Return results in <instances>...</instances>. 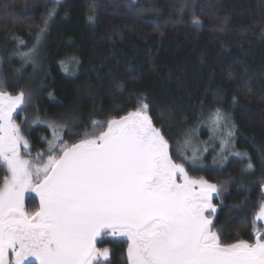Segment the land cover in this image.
Returning <instances> with one entry per match:
<instances>
[{"label":"trees","instance_id":"1","mask_svg":"<svg viewBox=\"0 0 264 264\" xmlns=\"http://www.w3.org/2000/svg\"><path fill=\"white\" fill-rule=\"evenodd\" d=\"M129 3L0 0V81L12 95L31 94L30 105L13 114L30 158L46 159L53 129L76 143L93 131V121L126 115L146 97L173 158L191 177L227 188L213 197L222 240L254 241L264 229L256 220L264 204V0H136L132 10ZM193 15L202 27L193 26ZM33 47L34 65L13 54ZM217 109L231 118L225 126L240 152L218 165L219 144L210 142ZM194 154L196 163L189 160ZM5 176L0 164V186ZM26 209L37 211L32 198ZM102 245L110 255L100 264H127L125 239L106 237Z\"/></svg>","mask_w":264,"mask_h":264},{"label":"snow or ice","instance_id":"2","mask_svg":"<svg viewBox=\"0 0 264 264\" xmlns=\"http://www.w3.org/2000/svg\"><path fill=\"white\" fill-rule=\"evenodd\" d=\"M135 2L130 0V10ZM89 11L93 22L94 3ZM53 14L43 20L41 34ZM226 24L227 19L218 30L225 31ZM193 26H203L195 15ZM35 51L13 54L34 65ZM4 88L0 81V164L8 172L0 186V264H26L30 257L39 264H100L110 255L108 248L97 247L106 236L126 238L127 264H264V234L252 242L222 240L212 201L227 188L189 176L155 126L146 97L126 115L93 121V131L76 143L64 142L53 129L46 159L44 153L31 159L25 158L30 151L21 153L29 143L13 118L30 105L31 94L12 95ZM212 118L217 124L231 120L219 109ZM176 154L188 159L179 149ZM29 192L39 196L34 215L25 211ZM256 220L264 221V204Z\"/></svg>","mask_w":264,"mask_h":264},{"label":"rangeland","instance_id":"3","mask_svg":"<svg viewBox=\"0 0 264 264\" xmlns=\"http://www.w3.org/2000/svg\"><path fill=\"white\" fill-rule=\"evenodd\" d=\"M210 128H211L210 131L212 132L211 135H212V138H213V140H211L210 142L213 143V144H219L218 155H217V159H216L217 160V165L218 164H222L223 161H226L227 158L232 156V155L233 156H240V152H238V151H236L234 149L232 136L228 135L229 132H228V128L225 126V121H221L219 124H217L216 122L212 121ZM56 131L57 130H55V136L60 137V134L57 133ZM223 134H225V135H223ZM52 135H53V137H52V140H53L54 139V131H53ZM187 147H188V150H190L188 152H191V150L194 149V144L189 143V145ZM28 150L29 149L25 150V149L21 148L22 155ZM192 157L193 156L189 157V160L191 162H192ZM25 158H30V157L26 156ZM196 162L197 161H195V163ZM6 175H8L7 169H6ZM191 178H193V179H201V178H195V177H191ZM34 193L35 192L27 193L26 196H25V200H24L25 211L28 212L29 215H33L34 213H30L29 211H27L26 203H27L28 198L30 196L34 195ZM213 218H214V214H213ZM117 237H119V236H117ZM120 238H124V237H120ZM98 248H108V247L104 246V247H98ZM101 259H103V258H101Z\"/></svg>","mask_w":264,"mask_h":264},{"label":"flooded vegetation","instance_id":"4","mask_svg":"<svg viewBox=\"0 0 264 264\" xmlns=\"http://www.w3.org/2000/svg\"><path fill=\"white\" fill-rule=\"evenodd\" d=\"M181 179H182V178H181ZM29 198H32V200H34V201L36 202V205H37V211H39V196H38L36 193H34V195L30 196ZM37 211H35L34 214H35ZM27 213H28V212H27ZM34 214H33V215H34ZM206 214H207V213H206ZM106 237H111V236H106ZM106 237H104L103 239H101V240H99V241L97 242V246H98V247H104V246L102 245V243L105 241V238H106ZM118 238H120V237H118ZM122 239H125V240H126V238H122ZM28 263L37 264L35 258H33V257H30L29 260L26 261V264H28Z\"/></svg>","mask_w":264,"mask_h":264},{"label":"water","instance_id":"5","mask_svg":"<svg viewBox=\"0 0 264 264\" xmlns=\"http://www.w3.org/2000/svg\"><path fill=\"white\" fill-rule=\"evenodd\" d=\"M19 109H17L16 110V112L18 111ZM15 112V113H16ZM14 114V113H13ZM258 221V220H257ZM259 223H261L263 226H264V221H258ZM261 234H264V229L260 232V233H258V235H261ZM36 260V259H35ZM36 262H37V264H39V262L36 260Z\"/></svg>","mask_w":264,"mask_h":264}]
</instances>
